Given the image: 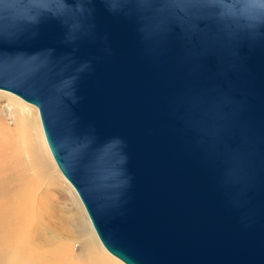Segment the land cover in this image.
I'll list each match as a JSON object with an SVG mask.
<instances>
[{
	"label": "water",
	"instance_id": "obj_1",
	"mask_svg": "<svg viewBox=\"0 0 264 264\" xmlns=\"http://www.w3.org/2000/svg\"><path fill=\"white\" fill-rule=\"evenodd\" d=\"M0 88L127 264H264V0H0Z\"/></svg>",
	"mask_w": 264,
	"mask_h": 264
},
{
	"label": "rangeland",
	"instance_id": "obj_2",
	"mask_svg": "<svg viewBox=\"0 0 264 264\" xmlns=\"http://www.w3.org/2000/svg\"><path fill=\"white\" fill-rule=\"evenodd\" d=\"M11 102L0 96V125L5 129L15 127ZM23 156L0 164V264H56L57 252L68 263L97 264L84 218L55 172L29 165L27 154ZM27 192L33 198L23 200Z\"/></svg>",
	"mask_w": 264,
	"mask_h": 264
},
{
	"label": "bare ground",
	"instance_id": "obj_3",
	"mask_svg": "<svg viewBox=\"0 0 264 264\" xmlns=\"http://www.w3.org/2000/svg\"><path fill=\"white\" fill-rule=\"evenodd\" d=\"M0 90L7 92L4 93L0 91V96L10 99V102L12 101L11 104H13V109L17 114L14 128L5 129L0 125V164L3 165V163H5L3 161L6 159L9 160L10 158L12 161H20L22 157H24L23 154H27L26 158L30 163L29 165L34 163L42 171L45 168L54 171L57 180L60 181V184L72 197V200L84 218V223L86 224L89 232L88 242H90V245L93 246L94 250H97V253H94L97 259L96 261L98 262L97 264H127L106 248L91 221L89 213L77 188L58 166L46 138L39 107L14 92L1 88ZM19 149H21V152ZM30 196L33 198L32 194L27 192L22 196V199L25 200L26 197L30 198ZM55 255L54 263L56 264H74L68 263L65 260V254H59L57 252ZM112 256L119 259L123 263ZM84 262L85 261H83V263Z\"/></svg>",
	"mask_w": 264,
	"mask_h": 264
}]
</instances>
